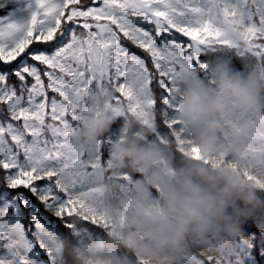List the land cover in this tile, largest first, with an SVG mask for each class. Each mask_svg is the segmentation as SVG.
Here are the masks:
<instances>
[{
	"label": "snow or ice",
	"instance_id": "snow-or-ice-1",
	"mask_svg": "<svg viewBox=\"0 0 264 264\" xmlns=\"http://www.w3.org/2000/svg\"><path fill=\"white\" fill-rule=\"evenodd\" d=\"M222 51L264 71V0H0V264H60L64 238L80 234L75 217L100 226L96 186L121 137L118 122L78 142L97 93L157 139L181 133L184 153L179 81L207 75L202 57ZM252 228L203 264H264V233Z\"/></svg>",
	"mask_w": 264,
	"mask_h": 264
},
{
	"label": "clouds",
	"instance_id": "clouds-1",
	"mask_svg": "<svg viewBox=\"0 0 264 264\" xmlns=\"http://www.w3.org/2000/svg\"><path fill=\"white\" fill-rule=\"evenodd\" d=\"M206 59L207 75L178 84L184 153L181 133L157 139L104 107L114 94L92 98L100 109L80 122L78 142L91 146L118 122L121 138L107 146L96 186L102 222L75 217L80 234L64 238L60 264H203L230 255L246 227L264 233V71L246 60L237 68L228 51Z\"/></svg>",
	"mask_w": 264,
	"mask_h": 264
},
{
	"label": "trees",
	"instance_id": "trees-1",
	"mask_svg": "<svg viewBox=\"0 0 264 264\" xmlns=\"http://www.w3.org/2000/svg\"><path fill=\"white\" fill-rule=\"evenodd\" d=\"M182 39H186V38H182ZM202 58L206 59V57H202ZM233 59H234V63L236 64V67L239 68L240 67V63H241V60L239 58H235V57ZM49 219H51V218H49ZM246 229H247V227H246ZM251 230L252 231H256L255 228H252Z\"/></svg>",
	"mask_w": 264,
	"mask_h": 264
},
{
	"label": "rangeland",
	"instance_id": "rangeland-1",
	"mask_svg": "<svg viewBox=\"0 0 264 264\" xmlns=\"http://www.w3.org/2000/svg\"><path fill=\"white\" fill-rule=\"evenodd\" d=\"M247 230V229H246ZM224 264H230V260H226Z\"/></svg>",
	"mask_w": 264,
	"mask_h": 264
}]
</instances>
